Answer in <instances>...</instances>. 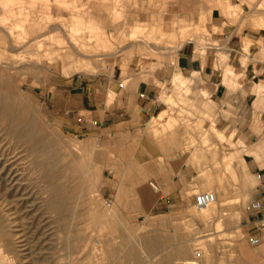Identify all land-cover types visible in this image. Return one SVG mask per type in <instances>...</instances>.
Segmentation results:
<instances>
[{"label":"rangeland","instance_id":"374dc122","mask_svg":"<svg viewBox=\"0 0 264 264\" xmlns=\"http://www.w3.org/2000/svg\"><path fill=\"white\" fill-rule=\"evenodd\" d=\"M67 1H71L69 2L70 5H62L57 0H43L44 3L42 0H24L26 7L24 8V12L27 16L30 14L29 19H31L30 22L25 23L29 36L27 35L23 42L22 40L18 44L14 42V48L10 45L8 46L9 51L13 54L8 52L7 56H10L11 60H4L10 65L7 73L11 80V84L5 92L9 93L10 98L12 97V101L16 104L17 111L15 114L35 117L41 127V133L44 135L46 144H53L55 150L57 149V152L60 154L58 164L61 172L56 181L68 184L71 186V189L80 190L78 181L80 174H76V176L74 168L79 165L80 160H83L86 163H84L85 168H88L86 169L87 173H96L98 187L89 195L88 202H84V198H76L77 217L72 222L67 221L59 212L55 211L54 213L50 207L55 202L54 199L57 198L59 201V199L63 198V193L59 191V195L61 196L57 197L58 192L53 193L52 182L40 170L43 167L41 161H48L49 156H41L36 159L31 151H27L32 146L31 142L21 145V143L18 144L16 139L11 138L12 136L6 137L9 142L13 143L7 144V142H4V144L0 145H4V148H12L14 151L10 155L12 159L7 164V167H10L12 163H16L15 166H18L21 171L15 173L16 167L14 170L13 166L11 171L12 176L4 175V179L6 180L4 182L2 179L1 182L6 183L10 177L11 181L14 178H21L20 181L18 180L20 183L18 190L21 191V187H24L21 191L22 194L24 193L23 197L19 196L17 198L20 212L15 213L18 209L13 206L15 205L13 198H10L12 203L8 206L14 214L12 219L14 221L13 231L16 233L14 239L17 240L19 238L17 241H21V245H26L23 249L28 248V250L24 251V254L33 250L29 254L40 260L38 264H158L160 259L154 257V254L145 247V241L149 240L152 236L156 237V235L151 233L150 228H144L143 223L133 226L131 220L124 219L120 214V219L115 218L113 221L111 217L109 219L106 216L103 217L101 219L103 222L99 226L94 225L91 221V214L93 212L98 215L111 213V209L107 205L110 201L113 203L112 208L119 206L118 194L113 190L114 187L112 189L109 187L110 185L112 186L113 182H117L119 178L118 164L136 161L135 158L140 157L139 151H137L138 148L140 149L141 146L149 148L153 146L154 148H159L162 152L176 150L184 153L190 157L191 164L204 165L206 173L202 177L207 179L206 183L213 182L208 187L206 185H199L191 189L188 193L191 197L190 201L192 200L191 209L187 213H184L179 220L180 225L190 233V251L194 250L197 251L196 254L198 253L194 258L196 264H259V261L244 260L243 257L237 254V249L239 248L252 253L242 242L247 243L248 247L253 250L258 248L250 245V239L254 236L262 239L261 245L264 243V227H260V230L257 227L250 231L247 230L248 226L253 225V223H247L249 215L248 207L253 201L254 194L260 189L259 182L258 180L254 181L256 176L250 173L248 168L250 180L248 181V185L245 186L244 178L240 170L238 171L237 163H234L237 172L234 173L229 161H224L222 158L225 155L231 156L233 159L244 158L247 167L256 163L261 168H264V157L257 159L254 154L250 153L251 150L256 148V143L264 139V119L260 120L259 116L264 111V108L257 107L254 104L257 121L250 124V129H241L235 123L228 122L234 115V108L220 109L214 102H211V91H208L203 86L205 81L201 75L194 72H183L190 81L188 85L192 84L183 100L173 105H165L164 103L166 102L163 100L167 95L173 96V93H175V85L172 79H174L179 69L174 68L173 64L176 62L179 48L186 43H191V46H194L196 50V55L204 58L209 51L208 49L216 48L215 46L218 43L211 38L210 33L204 27L189 26L182 23L173 29L156 30V26L150 20V0ZM118 3L120 4L118 5ZM79 4L82 8H80ZM81 4L85 6L83 7ZM238 4L237 6L234 2L228 3V13L238 16L242 13L246 14L249 11L248 16L260 18L256 28H264V23H261V20H264V0H239ZM261 4L262 7L259 9V5ZM46 5L50 6L46 7ZM75 6L77 8H75L76 11L74 10ZM118 6L121 8L119 9ZM18 8V5H16L14 12H17V16L11 17L9 26H12L15 21L19 22ZM116 9L118 10L117 12L122 9L123 13L120 11L117 17L110 15L113 14L112 10L116 12ZM244 11L246 12L244 13ZM79 13L87 22L96 23L98 26L104 28L111 42V46L108 47L109 49L96 46L94 34L87 31L84 33V37L88 40L90 52L81 54L76 51L75 46L70 42L71 37L67 30L68 25L72 21L73 14L80 15ZM58 16H61V19ZM34 21L38 24L34 23ZM41 21H43L42 24ZM138 25L141 34H138L137 38H133L132 40L130 39V33ZM30 26L32 27L31 30ZM19 29H15L16 37H18ZM141 30H144V33ZM115 37L118 40H115ZM41 41H44L43 47ZM35 47L37 48L35 49ZM93 48H96L94 49L95 52L91 50ZM53 52L59 53H56V55ZM71 52L73 54L70 55ZM30 53L32 55L36 54L38 61L28 62L31 57ZM95 53L97 55H94ZM14 54L15 56H13ZM50 55L51 58L48 59ZM217 56L214 69L220 70L224 75V68L230 65L236 74L233 77L234 79L231 78L230 84L226 85L238 88L240 86V79L244 78L242 71L234 67L230 62L228 54L217 53ZM25 58L27 59L25 60ZM245 59H241L242 62H246L244 66L249 61ZM4 61H0V68L6 67ZM87 61L90 62V66L87 65V67L82 68L83 64H88ZM107 79H114L122 86H125V88H128L130 83H132L131 81L134 82L136 79H139V82L143 81L157 85L158 91L154 97L157 109L150 113L142 127L134 128L136 126L126 125L124 129L113 131L111 134L109 132L100 134L80 131L78 115L71 118V120L73 119L72 122H74L73 125L77 127L69 128L64 126L61 121L66 111L64 96H75L78 93H85L88 85L96 84L99 86ZM128 80L129 83L126 82ZM114 97V94L110 96V102H112ZM204 105H211L213 108L205 114L201 111ZM164 109L168 110V116L159 120H153V117H157ZM137 114H140V108H137ZM169 115L171 116L169 117ZM216 129L226 135L224 140L218 136ZM141 134L144 136L143 139L142 137H138ZM245 136H247L245 139L248 140H246L247 145H241L238 140L244 139ZM244 150H247V152H243ZM199 156L203 157L198 158ZM1 162L2 159L0 157ZM21 173H23L24 177H21ZM81 176L86 177V174L81 173ZM220 177L224 185L220 183ZM99 187L100 190L98 189ZM205 191H216L215 193L219 199V202L215 205V209H217L215 210L216 214L214 213L208 221L200 218L199 213L194 208L196 194ZM1 198L3 199L0 194V204L5 202L3 204L7 205V201L4 200L5 198L3 200ZM219 204H223L224 207L219 206ZM222 209H224V212ZM217 214H224V216L221 215L222 217H219ZM21 216L23 220H21ZM218 221H221L220 224L222 226L217 223ZM21 235L27 236L22 237ZM29 240L34 242V244L29 242ZM130 240L131 242H129ZM106 244L107 247H112V254H103L102 249H104ZM33 246L36 247L33 248ZM211 246H213L215 253L206 255L205 251ZM40 247L43 250H40ZM140 247H145L147 254L153 256L150 261L147 260L146 256L142 255ZM128 248H136L138 250L137 259L129 254ZM34 253L36 254L34 255ZM199 253L202 254L199 255ZM107 256L110 257L107 258ZM24 261V264H29L27 261H30V257ZM182 263L185 262H178L176 264Z\"/></svg>","mask_w":264,"mask_h":264},{"label":"crops","instance_id":"0c3cea01","mask_svg":"<svg viewBox=\"0 0 264 264\" xmlns=\"http://www.w3.org/2000/svg\"><path fill=\"white\" fill-rule=\"evenodd\" d=\"M233 2L239 5V0H150L149 10L151 23L158 31L173 29L182 23L207 29L211 38L218 43L216 48H209L202 58L196 55L191 43H186L177 51L173 67L182 73H199L205 81L203 86L211 91V102L220 109L233 107L234 115L228 122L245 130L257 121L254 109L257 95L254 88L257 84L264 85V28H256L260 18L248 16L249 11L238 16L229 14L227 4ZM246 45H249L248 50ZM217 53H229L230 62L242 71L244 78L240 79L238 88L226 85L224 75L214 69ZM242 58L249 60L246 66L242 64ZM157 91V85L143 81L130 83L125 88L118 81L107 79L99 86L88 85L85 93L64 96L66 111L61 121L64 126L75 128L77 126L73 125L71 118L78 115L80 131L100 134L120 131L126 125L142 127L150 113L157 109L154 100ZM112 94L115 97L110 102ZM207 107L210 110L213 108L204 105L202 109ZM137 108H140V114H137ZM259 116L263 120L264 111ZM138 137L144 138L143 134ZM137 151L140 157L135 158L136 161L118 164L119 178L109 186L111 189L114 187L113 190L118 194L120 215L131 220L133 226L143 223L144 228H150L151 233L156 235L145 243L151 246L154 257L160 259L158 264L187 262L191 258L190 233L180 225L179 220L191 209L192 200L187 193L195 186L208 183L202 177L206 168L204 165L191 164L190 157L176 150L162 152L153 146H141ZM248 168L256 176L254 179L258 180L260 187L252 200L264 204V168L256 163ZM151 182L158 183L159 192L152 189ZM262 219L264 211L259 215H248L247 223L253 225L248 226L247 230L255 227L259 229V220ZM242 244L255 255H260L259 260L264 262V243L254 250L247 243Z\"/></svg>","mask_w":264,"mask_h":264},{"label":"bare ground","instance_id":"6f19581e","mask_svg":"<svg viewBox=\"0 0 264 264\" xmlns=\"http://www.w3.org/2000/svg\"><path fill=\"white\" fill-rule=\"evenodd\" d=\"M35 1V0H34ZM50 1V0H48ZM59 3H61L62 5H70L69 2L71 1H67V0H57ZM82 1V0H81ZM97 1V0H96ZM109 1V0H108ZM118 1V0H117ZM116 1V3H117ZM43 2V0H42ZM79 2V1H78ZM104 2V1H103ZM113 2V1H112ZM44 3V2H43ZM46 3V1H45ZM74 3V2H73ZM42 4V3H41ZM52 4V3H51ZM120 3H118L119 5ZM125 4V3H124ZM123 4V5H124ZM18 5V9H19V12H18V18H20L19 22L17 23L15 20L14 24H12V26H9V20H11V17H15L17 16V12L15 13L14 12V8L15 6ZM28 5V4H27ZM36 5V4H35ZM43 5V4H42ZM82 5V4H81ZM32 6V5H30ZM34 6V5H33ZM47 6H50V5H46ZM80 6V4H79ZM83 7L85 6L84 4L82 5ZM121 6V5H120ZM45 7V6H44ZM52 7V6H51ZM66 7V6H65ZM64 7V8H65ZM73 7V6H72ZM71 7V9H72ZM262 7V4L259 5V9ZM24 8L25 7V4H24V0H0V61H9L11 60L10 56H7V53L8 52H11L9 51V48L8 46L10 45L11 47L14 48V42H20V40H23L27 37V35L29 34L28 33V29H26L25 27V23L27 22H30L31 19H29V15L27 16L24 12ZM31 8V7H30ZM50 8V7H49ZM63 8V7H62ZM76 6L74 7V10H75ZM80 8H82L80 6ZM104 8V7H103ZM119 8V6H118ZM121 8V7H120ZM119 8V9H120ZM258 8V7H257ZM29 9V8H27ZM53 9V8H52ZM54 9H56L54 7ZM68 9V8H67ZM77 9V8H76ZM88 9V8H87ZM264 9V8H263ZM26 10V9H25ZM69 10V9H68ZM90 10V9H88ZM122 10V9H121ZM120 10V11H121ZM50 11V9H49ZM76 11V10H75ZM79 11V10H78ZM84 11V10H83ZM86 11V10H85ZM108 11V10H107ZM113 11V12H112ZM111 12L113 14H110V15H114V16H118L120 11L117 12L118 10L116 9V12H114V10H112ZM52 12V11H50ZM55 12V11H54ZM96 12V11H95ZM122 12V11H121ZM258 12V11H257ZM33 13V12H32ZM38 13V12H37ZM44 13V12H43ZM53 13V12H52ZM77 13V12H75ZM82 13V11H81ZM85 13V12H84ZM123 13V12H122ZM72 14V13H71ZM80 14V13H79ZM83 14V13H82ZM86 14V13H85ZM32 15H35V14H32ZM39 15V14H38ZM58 15V14H57ZM46 16V15H44ZM43 16V17H44ZM86 16V15H85ZM35 17V16H34ZM42 17V16H40ZM57 18V16H55ZM59 17V16H58ZM61 17V16H60ZM59 17V19H61ZM111 17V16H110ZM121 17V16H120ZM16 17V19H18ZM31 18V17H30ZM52 18V17H51ZM62 18H63V15H62ZM66 18V17H65ZM69 18V17H68ZM113 18V17H112ZM119 18V17H118ZM116 18V19H118ZM48 19H50V17H48ZM53 19V18H52ZM87 19V18H86ZM93 19V18H92ZM13 21V19H12ZM54 21V20H53ZM66 21V20H64ZM94 21V20H93ZM36 21H34L35 23ZM43 21H41V24H42ZM51 22V21H50ZM56 22V21H55ZM37 23V22H36ZM261 23H264V20H261ZM38 24V23H37ZM134 24V23H133ZM29 25V24H28ZM40 25V24H39ZM62 25V24H61ZM100 25V24H99ZM36 26V25H34ZM33 26V27H34ZM38 26V25H37ZM60 26V25H59ZM64 27V25H62ZM39 27V26H38ZM146 27V26H144ZM262 27V26H261ZM17 28H20L19 29V34H18V37L15 36V29L17 30ZM31 26H30V30H31ZM48 28V27H47ZM60 28H62L60 26ZM147 28V27H146ZM144 28V29H146ZM142 29V27H141ZM36 30H39V29H36ZM44 30V29H43ZM49 30V29H48ZM47 30V31H48ZM66 30V29H65ZM42 31V30H41ZM58 31V30H57ZM69 31V36L71 37V41L72 44L75 46L76 48V51L79 52V53H88L90 52L89 51V46H88V43H87V39L86 37H84V33H86L87 31L90 32L91 34H94L95 36V40H96V46H98L99 48H108L109 46H111V42L109 41V38L107 36V34L105 33L104 31V28L101 27V26H98L96 23H93V22H87L85 20V18L83 16L80 15H74L72 16V21L70 22V24L68 25V30ZM142 31V30H141ZM144 31V30H143ZM142 31V33H144ZM39 33V32H38ZM50 33V32H49ZM53 33V32H52ZM90 34V35H91ZM109 34V33H108ZM138 34L140 35V27L139 25L138 26H135L134 29L131 31L130 33V39L133 40V38H137ZM41 35V34H40ZM66 35V34H65ZM29 36V35H28ZM42 36V35H41ZM50 36V35H49ZM55 36V35H54ZM113 36V35H112ZM119 36V35H118ZM123 36V35H122ZM57 37V35H56ZM62 37V36H61ZM125 37V36H124ZM48 38V36H47ZM116 38V37H115ZM119 38V37H118ZM28 40V39H27ZM32 40V39H31ZM38 40V39H37ZM62 40V39H61ZM60 40V41H61ZM67 40V39H65ZM93 40V39H91ZM114 40V39H113ZM112 40V41H113ZM115 40H118L117 38ZM51 41H52V38H51ZM64 41V39H63ZM121 41V40H120ZM30 42V41H28ZM41 45L43 44L44 41H41ZM59 42V41H57ZM67 42V41H66ZM94 42V41H93ZM92 43V42H91ZM40 44V43H39ZM60 44V42H59ZM90 44V43H89ZM29 45V44H28ZM91 45V44H90ZM37 46L39 47V45L37 44ZM47 47H49L48 45H46ZM112 46H113V43H112ZM43 47V45H42ZM46 47V48H47ZM91 47V46H90ZM93 47V46H92ZM180 47V46H179ZM246 50L249 49V45H246ZM37 47H35L36 49ZM41 48V47H40ZM38 48V49H40ZM74 48V47H73ZM28 49V48H26ZM96 48H93L91 50H94ZM109 49V48H108ZM112 49V48H111ZM14 50V49H12ZM25 50V49H24ZM30 50V49H29ZM48 50V49H47ZM101 50V49H99ZM50 51V50H48ZM64 51V49H63ZM98 51V50H97ZM37 52V51H36ZM40 52V51H39ZM95 52V50H94ZM101 52V51H100ZM98 52V53H100ZM175 52V51H174ZM247 52V51H246ZM12 53V52H11ZM55 53V52H53ZM53 53H51L53 55ZM57 53V52H56ZM55 53V54H56ZM59 53V52H58ZM57 53V54H58ZM93 53V52H92ZM91 53V54H92ZM13 54V53H12ZM19 54V53H17ZM26 54V53H25ZM56 54V55H57ZM73 54L72 52L70 53V55ZM229 54V53H228ZM31 57L29 58L28 62H33V61H38V56H36V54L32 55V53H30ZM39 55V54H37ZM94 55H97L96 53ZM102 55V54H101ZM106 55V54H105ZM15 56V54L13 55ZM19 56V55H18ZM24 56V55H23ZM29 56V55H28ZM89 56V55H88ZM12 57V56H11ZM17 58V57H15ZM51 58V55L48 59ZM67 58V57H66ZM80 58V57H79ZM78 58V59H79ZM92 58V57H91ZM101 58V57H100ZM18 59V58H17ZM24 60V58H22ZM27 58H25L26 60ZM56 59V58H55ZM226 59V58H225ZM73 60V59H72ZM82 60V59H81ZM85 60V58H84ZM246 60V59H245ZM51 61V60H50ZM61 61V60H60ZM74 61V60H73ZM72 61V62H73ZM89 61V60H88ZM88 64H83L82 65V68L83 67H87L90 66V62H88ZM5 62V61H4ZM27 62V63H28ZM71 62V63H72ZM80 63V61H78ZM19 63V62H18ZM26 63V64H27ZM41 63V62H40ZM78 63V64H79ZM245 61L242 62L243 65H245ZM74 64V63H72ZM5 65L6 67L4 68H0V144H4V142H7V144H10V143H13V142H9L8 141V137H11L13 139H16L18 141V144L21 143L24 144V143H27V142H31L32 146L30 148L27 149V151H31L32 154L35 156V158H40L41 156H46L48 157V161H41V165L43 166L42 168H40V170H42V174L48 178L50 180L51 185L53 186V193L54 192H58V196H61L59 195V191L62 192L61 194L63 195L62 199L58 201V199H54L55 202L53 204H51V209H53L52 211H57L60 213V215L64 216V219L66 218V220L69 222H72L76 219L77 217V214H76V203H75V200L76 198L78 197H81V198H84V202L87 201V199L89 198V195L91 193L94 192V189L98 187V180L96 179V173L95 174H90V173H87V170L88 168H85L84 166V161L83 160H80L79 161V165L74 168L75 170V175L76 174H80V178L78 179L79 181V186H80V190L79 189H71L68 184H65V183H59L56 181V178L59 177L60 175V168H59V160H60V154L57 152V149L55 150V147L53 146V144H46V140L44 139V135H42L41 133V127L40 125L38 124V122L36 121V118L35 117H31V116H25L24 114H20V115H17L15 114L16 111H17V107H16V104L14 101H12V97L10 98V95L8 92H5V90L10 86L11 84V80H10V77L8 75V69L10 68V65L9 63L5 62ZM69 65V64H68ZM77 65V64H76ZM75 66V64H74ZM92 66V65H91ZM30 68V67H29ZM77 68V67H75ZM67 69V68H66ZM85 69V68H84ZM68 70V69H67ZM15 71V70H13ZM71 71V70H70ZM73 71V69H72ZM16 72V71H15ZM17 73V72H16ZM22 73V72H21ZM67 73V71H66ZM68 74V73H67ZM235 71L233 70V68L230 66V65H227L225 68H224V83L225 84H230V81L232 80L231 78H233L235 76ZM174 75V74H173ZM237 76V75H236ZM174 77V76H173ZM234 79V78H233ZM137 80V79H136ZM131 81L132 84H138L139 82V79L137 81ZM129 83V81H126ZM172 82L173 84L175 85V93H173L174 95L173 96H170V95H167V97H165V102L168 104V105H173V104H176L178 103V101L180 100H183L185 98V95H186V92H188L187 90L189 88H191L192 84L188 85L189 84V80L188 78L181 72V71H178V73L175 75L174 79H172ZM232 83V82H231ZM232 85V84H231ZM234 85V84H233ZM252 89V88H251ZM254 93L257 95V100H255V106L257 107H263L264 108V85L262 84H257L254 88ZM164 95V94H163ZM163 98V97H162ZM11 99V101H10ZM26 106V105H25ZM210 108L207 107V108H204V109H201V111L205 114H207L209 111ZM32 111V110H31ZM166 116H168V110L164 109L157 117L153 118V120H159L160 118H166ZM171 115H169L170 117ZM172 118V117H171ZM167 122V121H166ZM165 122V123H166ZM169 123V122H167ZM42 124V123H41ZM233 128V127H232ZM217 130V134L218 136L224 140L226 138V135L221 132V131H218ZM223 131V130H222ZM48 136V135H47ZM7 137V138H6ZM247 136L244 137V139H241V140H238L239 143L241 145H247V139H245ZM247 140V141H246ZM12 141V140H10ZM15 142V141H14ZM231 142V141H230ZM250 142V141H249ZM88 143V142H87ZM17 144V143H16ZM29 145V144H28ZM249 145V144H248ZM255 145V144H253ZM8 146V145H7ZM18 148V147H17ZM16 148V150H17ZM20 149V147H19ZM24 149V148H23ZM26 150V149H25ZM22 151V150H21ZM24 151V150H23ZM25 152V151H24ZM243 152H247V150H244ZM14 151L12 148H4V145H0V157L2 159V162L0 163V194L1 196L3 197L4 200H6V204L7 205H4L2 200V204H0V264H24L26 259H28L30 257V261H27V263L29 264H38L40 262V260H38L36 257H32L31 254V250L30 252L28 251L27 254H24V251L28 250V248L26 247V249H23V247H25L26 245H21L22 242H18L17 240H15V236H16V233H14L13 231V224H14V221L12 220L13 219V213H12V209L8 208V206L10 205V203H12V201H10L11 199L10 198H13V201L15 202L13 205L16 209H18L20 207L19 205V201L17 198H19V196L22 198L23 197V194L21 193V191L23 190V186L21 187V191L18 190L20 188V183L18 182V180L20 181L21 178L19 179H15L13 181H11V177L7 179L6 183H4L6 179H4V175H7V176H12V167L14 166V170H15V167H16V170H15V173L17 172H20V168L18 166H15L16 163H12L10 167H7V164L10 162V160L12 159V157H10L11 154H13ZM30 153V152H29ZM250 153L254 154L256 156L257 159H261L264 157V139H262L260 142L256 143V148L251 150ZM20 154V153H19ZM225 154V153H224ZM48 155V156H47ZM28 156V155H27ZM215 157V155H214ZM212 160V159H211ZM222 160L224 161H229V164L230 166L232 167V170L234 173H237L236 170H235V167L236 165L234 163H237V167L239 168L238 171L240 170V172L242 173V176L244 178V185L247 186L248 185V181L250 180L249 179V176H248V167L246 165V161L244 158L242 159H233L231 156H223ZM36 163V161H35ZM37 164H40V163H37ZM86 164V163H85ZM228 165V164H227ZM39 166V165H38ZM88 166V165H87ZM237 169V168H236ZM102 170V169H101ZM4 172V173H3ZM81 173H85L86 174V177H82L81 176ZM26 174V173H25ZM24 174V175H25ZM41 174V175H42ZM211 174V173H210ZM213 174V173H212ZM220 175V174H219ZM23 176V173H21V177ZM77 176V175H76ZM222 176V175H221ZM24 177V176H23ZM13 178V177H12ZM3 179V183L1 182ZM220 180V183H222V178L220 177L219 178ZM16 181V182H15ZM77 181V180H76ZM254 181H256V179H254ZM71 182V181H70ZM152 184H154L153 182H151ZM150 183V186L152 187ZM219 183V182H218ZM22 184V183H21ZM212 183L208 182L206 184V187L212 185ZM73 185V184H71ZM157 189H155L154 187H152V189L155 191V192H159V187L154 184ZM215 185V184H214ZM224 185V184H223ZM25 186V185H24ZM210 188V187H209ZM100 190V187L98 188ZM20 191V192H19ZM218 191V190H217ZM19 192V194H18ZM214 192V191H212ZM216 192V191H215ZM214 192V193H215ZM55 193V194H56ZM188 194V193H187ZM216 194V193H215ZM217 195V194H216ZM55 196V195H54ZM16 198V199H15ZM22 201V200H21ZM45 201V200H44ZM43 201V202H44ZM88 202V201H87ZM219 202V199H218V196H217V201L215 204H213L211 207H209L208 209H204L202 211H197L199 213V216L200 218L208 221L212 218V215L215 213V205ZM83 203V202H82ZM85 204V203H84ZM113 204V203H112ZM112 204L110 206V209H111V213L110 214H106V215H98L96 214L95 212H93L91 214V221L94 225L96 226H99L102 224L103 221H101V219H103V217H111L113 218L112 221L115 219V218H118L120 219V216H119V208L118 207H114L112 208ZM224 204V203H223ZM223 204H219V206H223ZM81 205V203H80ZM86 205V204H85ZM229 205V204H227ZM23 206V205H22ZM47 207V206H46ZM80 207V206H79ZM224 207V206H223ZM22 208V207H21ZM36 208V207H35ZM195 208V207H194ZM227 208V207H226ZM15 209V210H16ZM20 209V208H19ZM17 210L15 213H17L18 211L20 212V210ZM37 209V208H36ZM46 210V209H45ZM219 210V209H218ZM221 210V209H220ZM224 209H222L223 211ZM51 211V213H53ZM18 212V213H19ZM22 212V211H21ZM47 212V211H45ZM217 212V211H216ZM224 212V211H223ZM31 213V212H30ZM57 213V214H59ZM220 213V212H219ZM21 214V213H20ZM81 214V213H80ZM103 214V213H102ZM105 214V213H104ZM216 214V213H215ZM219 215V214H217ZM224 216V214H221ZM219 215V217L221 216ZM38 216V215H37ZM196 216V215H195ZM58 217V215H57ZM218 217V218H219ZM222 217V216H221ZM24 218V217H23ZM28 219V218H27ZM32 219V218H31ZM40 219V218H39ZM43 219V218H42ZM55 219H56V216H55ZM58 219V218H57ZM63 219V220H64ZM21 220L22 219V216H21ZM37 220V219H36ZM106 220V219H105ZM222 220V218H221ZM16 221V220H15ZM32 221V220H31ZM166 221V220H165ZM194 221V220H193ZM223 221V220H222ZM50 222V221H49ZM54 222V221H53ZM221 222V221H220ZM220 222L218 221L217 223L220 224ZM18 223V222H17ZM26 223V222H24ZM32 223V222H31ZM59 223V222H58ZM160 223V222H159ZM216 223V224H217ZM34 224V223H33ZM162 224V222H161ZM111 225V224H110ZM151 225V224H150ZM222 226V224H220ZM17 226V225H16ZM25 226V225H24ZM106 226V225H105ZM220 226V227H221ZM224 226V225H223ZM23 227V226H22ZM30 227V226H29ZM111 228V227H110ZM161 228V227H160ZM37 231V230H36ZM40 231V230H39ZM70 231V230H69ZM32 232V231H31ZM54 232V231H53ZM18 233V232H17ZM118 233V232H117ZM174 233V232H173ZM19 234V233H18ZM17 234V235H18ZM39 234V233H38ZM43 234V233H42ZM176 234V233H175ZM174 234V235H175ZM28 235V234H27ZM27 235L25 236H22V237H26ZM51 235V233H50ZM20 237V236H19ZM122 237V236H121ZM133 237V236H132ZM21 238V237H20ZM33 238V237H32ZM124 238V237H123ZM112 239V238H111ZM26 240V239H25ZM23 241V240H22ZM27 241V240H26ZM105 241V240H104ZM113 241V240H112ZM133 241V240H132ZM188 241V240H187ZM210 241V240H209ZM29 242H31L29 240ZM38 242V241H37ZM131 242V240L129 241ZM128 242V243H129ZM24 243V242H23ZM28 243V242H27ZM26 243V244H27ZM34 244V242H31ZM36 243V242H35ZM39 243V242H38ZM32 244V245H33ZM37 244V243H36ZM35 244V245H36ZM131 244V243H130ZM146 244V243H145ZM40 245V244H39ZM139 245V244H138ZM27 246H29L27 244ZM38 246V245H37ZM43 246V245H42ZM122 246V245H121ZM156 246V245H155ZM31 247V246H30ZM36 247V246H35ZM33 246V248H35ZM143 247V246H142ZM141 248V253L142 255L146 256L147 260L150 261L153 256H149L147 254V252L145 251V247L147 250H150L151 252V246L150 245H146L144 248ZM209 247V246H208ZM108 248V249H107ZM32 249V248H31ZM38 249H39V246H38ZM37 249V250H38ZM129 249V248H128ZM127 249V251L129 252L130 255L134 256L136 259L138 257V250L136 248H130L129 250ZM139 249V248H138ZM30 250V249H29ZM35 250V249H34ZM40 250H43L41 249L40 247ZM53 250V249H52ZM108 250V251H107ZM190 250V249H189ZM36 251V250H35ZM140 251V250H139ZM193 251V252H192ZM190 251V254H191V258L187 259L185 263H182V264H196V262L194 261L195 259V256L198 254H196L197 251H194L192 250ZM38 252V251H36ZM102 252L103 254L106 253L107 255L112 254L113 252V249L111 246L107 247V244L105 245L104 249H102ZM154 252V251H153ZM164 252V251H163ZM182 252V251H181ZM186 252V251H185ZM199 252V251H198ZM201 252V251H200ZM48 253V252H47ZM152 253V252H151ZM188 254V252H186ZM184 253V255L186 254ZM206 255L209 253L211 254H214L215 253V250H213V246H211L209 249H207L205 251ZM36 253H34L35 255ZM202 254V253H199V255ZM237 254L240 255V257H243V259L245 260H249V261H259V264H264V262H261L259 260L260 258V255H255L253 253H249L248 251H245L243 249H237ZM128 255V253H127ZM125 255V256H127ZM189 255V254H188ZM187 255V256H188ZM104 256V255H103ZM111 256V255H110ZM109 256V257H110ZM129 256V255H128ZM193 256V257H192ZM237 256V255H236ZM101 257V255H100ZM107 256V258H109ZM214 257V256H213ZM105 258V257H103ZM166 258V257H165ZM168 258V257H167ZM182 258V257H181ZM180 258V260H181ZM188 258V257H187ZM40 259V258H39ZM123 259V258H122ZM135 259V260H136ZM43 260V259H42ZM46 260V259H45ZM55 261V260H54ZM49 262V261H48ZM182 262V261H181ZM180 262V263H181ZM242 262V261H241ZM52 263V262H51ZM97 264V263H96ZM107 264V263H106ZM123 264V263H122ZM241 264V263H239ZM250 264V263H249Z\"/></svg>","mask_w":264,"mask_h":264},{"label":"built area","instance_id":"2783aa9c","mask_svg":"<svg viewBox=\"0 0 264 264\" xmlns=\"http://www.w3.org/2000/svg\"><path fill=\"white\" fill-rule=\"evenodd\" d=\"M141 97H144V94H141ZM94 125H97L96 122H93ZM152 187H154L155 189H157V187L152 184ZM217 201V195L212 192V191H205V192H200L198 194H196V198H195V203H194V207L197 211H202L204 209H208L209 207H211L213 204H215ZM112 204V201H110L107 205L108 207H110ZM249 215H259L260 213H262L264 211V204L259 201V200H253L249 207ZM260 227H264V219L259 220ZM262 243V239L258 236H254L250 239V244L253 247H258L260 246Z\"/></svg>","mask_w":264,"mask_h":264}]
</instances>
